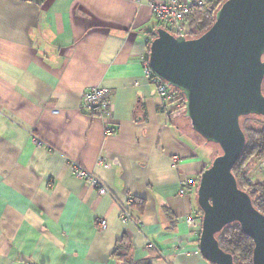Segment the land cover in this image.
<instances>
[{"label": "crops", "instance_id": "crops-1", "mask_svg": "<svg viewBox=\"0 0 264 264\" xmlns=\"http://www.w3.org/2000/svg\"><path fill=\"white\" fill-rule=\"evenodd\" d=\"M162 1L0 0V264H210L180 190L213 150L144 72ZM92 88L111 94L107 120L84 107Z\"/></svg>", "mask_w": 264, "mask_h": 264}, {"label": "water", "instance_id": "water-1", "mask_svg": "<svg viewBox=\"0 0 264 264\" xmlns=\"http://www.w3.org/2000/svg\"><path fill=\"white\" fill-rule=\"evenodd\" d=\"M154 75L185 98V116L204 144L220 155L200 177L199 249L210 264H235L218 235L239 224L254 244L252 264H264V214L233 173L247 145L241 120L264 118V0H227L201 37L159 29L149 48Z\"/></svg>", "mask_w": 264, "mask_h": 264}, {"label": "trees", "instance_id": "trees-1", "mask_svg": "<svg viewBox=\"0 0 264 264\" xmlns=\"http://www.w3.org/2000/svg\"><path fill=\"white\" fill-rule=\"evenodd\" d=\"M226 1L227 0H210L203 6L193 8L188 17L189 37L195 39L205 34L214 25L217 12ZM152 36L153 37L151 40L155 39L156 33L152 34ZM176 92L177 98L172 103H176L179 106V109L185 110V98L182 93L178 91ZM253 120L264 121V118L258 116H249L242 118L241 120L242 129L247 137V145L239 163L234 168L233 173L236 177L239 188L251 196L255 208L264 214V183L251 185L247 182V179L251 173L248 171L250 163L253 160L264 161V129L257 132V130L252 128L248 129L244 125V122L249 123ZM200 214L202 215L201 211ZM218 241L222 250L233 255L235 264H252L254 244L242 233L239 224H232L226 227L218 235ZM122 249L123 246H118L116 249V254ZM126 264L147 263L140 261L138 263L127 262Z\"/></svg>", "mask_w": 264, "mask_h": 264}, {"label": "built area", "instance_id": "built-area-1", "mask_svg": "<svg viewBox=\"0 0 264 264\" xmlns=\"http://www.w3.org/2000/svg\"><path fill=\"white\" fill-rule=\"evenodd\" d=\"M210 0H164L162 2L153 3L151 10L153 18L158 25V29H163L175 37H189L188 29V17L193 8L203 6ZM157 35V33H156ZM145 75L147 79L157 88L159 95L168 102H174L177 98V92L172 89L166 82L159 79L154 75L149 65V58L144 61ZM176 104V103H175ZM84 107L91 114L100 117L102 120H107L111 113V94L108 90L102 88H92L87 91L84 97ZM107 134L113 135L115 130L112 126H108L106 129ZM108 165L105 159H100V164ZM74 176L79 179L85 180L93 186L100 188V194H108L107 189L102 186L100 181L92 174L87 172L79 165H72ZM200 180L194 178L184 180L182 182V188L180 195L185 196L190 192H197L199 188ZM121 221L125 224L133 222L132 216L125 208L121 212ZM100 225L103 230H106L108 224L105 220H100ZM189 223L192 226L198 225L199 221L195 218H190ZM202 225V223H201ZM148 249L156 250L153 244H148ZM27 264H35L28 262Z\"/></svg>", "mask_w": 264, "mask_h": 264}, {"label": "rangeland", "instance_id": "rangeland-1", "mask_svg": "<svg viewBox=\"0 0 264 264\" xmlns=\"http://www.w3.org/2000/svg\"><path fill=\"white\" fill-rule=\"evenodd\" d=\"M188 39H192V38L188 37ZM175 105H176L175 106L176 109L179 108L177 104ZM180 110H182L181 112H185V110L183 109H180ZM244 123H245L244 125L246 128L255 129L257 130V132L262 131L264 129V121L253 120V121H250L249 123H246V122ZM200 140L202 139L200 138ZM209 146L213 150L214 159L221 154L218 147L213 146V145H209ZM248 171L251 172L249 178L247 179L248 184L255 185L258 183H262V184L264 183V161L253 160L248 167Z\"/></svg>", "mask_w": 264, "mask_h": 264}]
</instances>
